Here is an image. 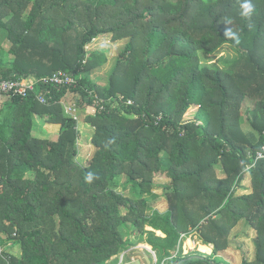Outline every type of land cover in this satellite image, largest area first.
Returning <instances> with one entry per match:
<instances>
[{"label":"trees","instance_id":"obj_1","mask_svg":"<svg viewBox=\"0 0 264 264\" xmlns=\"http://www.w3.org/2000/svg\"><path fill=\"white\" fill-rule=\"evenodd\" d=\"M250 2L246 19L243 0H0V80L58 72L77 80L0 102V264H108L136 234L159 264H221L242 221L257 233L256 259L242 264H264V159L255 163L264 146V0ZM231 28L239 45L226 41ZM104 36L128 40L105 86L89 73L107 54L88 49ZM226 45L240 54L234 63L203 62ZM68 93L94 129L87 166L78 161V119L60 105ZM90 93L105 99L103 110ZM192 107L195 119L183 121ZM36 116L58 127L56 138L35 135ZM247 170L252 192L239 195ZM158 176L170 181L164 213L152 207ZM195 232L215 246L210 258L183 255L182 236Z\"/></svg>","mask_w":264,"mask_h":264},{"label":"rangeland","instance_id":"obj_2","mask_svg":"<svg viewBox=\"0 0 264 264\" xmlns=\"http://www.w3.org/2000/svg\"><path fill=\"white\" fill-rule=\"evenodd\" d=\"M128 40H121L118 42H114L111 39V36H104L99 38L94 44H92L88 49L91 50H99V51H105L108 57V63L104 66H102L100 69L89 73V77L92 79V81L97 82L100 85H107L108 79L110 78V75L116 65L117 59L122 52V50L126 47ZM1 43V42H0ZM7 46H5V42L0 44V52ZM7 53V52H6ZM6 57L8 55L6 54ZM203 62L205 63H214V64H220L223 66V60H228L231 63H234L236 60L240 58V54L238 53L237 49L232 45H226L220 52L217 54L210 56V55H201ZM237 68V67H236ZM83 75V73L81 74ZM99 96V95H98ZM100 97V96H99ZM123 97V96H120ZM101 98V97H100ZM78 98H75L74 95L71 93H68L66 97L61 101L60 105L63 106L64 104L70 106V105H76V100ZM103 99V98H101ZM105 100V99H103ZM254 102L250 100L249 98L245 100L242 108V114H243V128L246 132L251 131L250 122L249 119H251L252 114L251 110L254 107ZM76 111L73 113L76 117H78V132L80 133V138L78 141V150H79V156L78 161L84 166H87L89 164L90 159H92L94 155L95 148L92 144V137L94 134V129L84 123V110H81L78 106L75 107ZM78 110V111H77ZM197 107H192L184 116L183 121H192L195 119V116L197 114ZM67 115V114H65ZM57 126L54 125H47L46 122L36 116L35 118V127H34V133L38 137L42 138H56L57 134ZM250 154V153H249ZM218 174L223 176L222 171L218 170ZM251 173L247 170L244 173V180L242 182V187L238 190L239 195H245L252 192V179H251ZM125 180L122 179V182ZM157 187L155 188L154 192L159 196L158 201L152 203L153 209H158L161 211L167 210L168 207V198L166 196V190L165 187L167 184L170 183V181L162 176H158L155 179ZM119 191H123L126 195L129 194V190H123L122 188L119 189ZM125 213V210L123 211ZM148 230V228H147ZM135 236V235H134ZM193 241L196 243L199 242L200 237L198 238L199 234L197 232L192 234ZM197 236V238H196ZM134 241H139L140 237H137ZM257 237L256 230L248 226L244 221L239 223V225L231 232V234L228 236V241L226 242L228 247L227 250L222 252L220 254V257H217V260L221 262V264H242L244 260H249L251 262H254L256 259L255 256V240ZM133 239V238H132ZM201 241V240H200ZM188 239L185 240L184 246H187ZM215 248V246L213 245ZM142 249L141 247L136 246L135 250ZM201 249V248H199ZM196 251L194 250L192 253L200 252V250ZM14 257H20L22 254L21 248L19 245H13L10 243V245L6 248ZM202 252L204 250L201 249ZM214 251V250H213ZM128 253L127 261L128 264H134L136 260L135 254H131L134 252V250H128L126 251ZM158 263V262H157ZM159 264V263H158Z\"/></svg>","mask_w":264,"mask_h":264},{"label":"built area","instance_id":"obj_3","mask_svg":"<svg viewBox=\"0 0 264 264\" xmlns=\"http://www.w3.org/2000/svg\"><path fill=\"white\" fill-rule=\"evenodd\" d=\"M40 84H52L56 87H75L77 85V80L72 76L71 74H68L66 72H58L55 75H53L50 78L43 79L41 81L39 80H30L29 82L25 83L22 79H16V80H0V102H3L5 99L13 98V97H23L27 98L29 97L33 92H37L38 86ZM92 96L94 103V106H97L104 109V102L105 100L101 99L97 93H90ZM37 99L42 104H47V98L43 95H38ZM123 100V98H121ZM128 105H132V101L128 102ZM75 107L76 105H66L64 104V112L67 114L68 117H73L75 119H78L73 113L76 111ZM78 111V110H77ZM264 159V146L260 151L257 152L255 156V163L259 160ZM250 169V168H249ZM184 237V236H183ZM150 253L153 255L154 258H156L155 251L151 250ZM128 253L124 252L119 255L120 264H126V257Z\"/></svg>","mask_w":264,"mask_h":264},{"label":"crops","instance_id":"obj_4","mask_svg":"<svg viewBox=\"0 0 264 264\" xmlns=\"http://www.w3.org/2000/svg\"><path fill=\"white\" fill-rule=\"evenodd\" d=\"M159 211L164 213V212L168 211V209L165 210V211H161V210H159ZM148 230L149 231H153V229H151V228H148ZM157 235L161 236L163 238L165 237V235L162 232H157ZM183 236H182V238L184 239V242H185L186 239H188L187 246H184V244H183V255L184 256L189 255L194 250L196 251V249L198 250L199 247H203V246H206L207 248H211V250H212L211 253H204V252L200 251L202 256L201 255H194V256H201V257H204L205 259L210 258L212 256V254L214 252L213 251L214 250L213 245H204L203 242L200 241V240H199L198 243H196L195 241H193L192 234L188 235V236H186V235H183ZM132 238H133L132 241H133L134 245L131 248H129V250H134V252H132L131 254H135L136 258L138 259V261L136 260V262L134 264H158L157 263V262H159L158 256H157L156 251L153 249V247L150 246L149 244L145 243L144 241H141V240H139L137 242L134 241L136 239L135 236H133ZM196 238H197V236H196ZM198 238H199V236H198ZM192 243L195 244L194 249H191V247H188V246L194 245ZM138 245L142 249L135 250V247L138 246ZM151 250L155 251L156 258H154L153 255L150 253ZM205 252H207V251H205ZM128 263L129 262L126 259V264H128ZM108 264H120L119 256L113 258V260H111Z\"/></svg>","mask_w":264,"mask_h":264},{"label":"clouds","instance_id":"obj_5","mask_svg":"<svg viewBox=\"0 0 264 264\" xmlns=\"http://www.w3.org/2000/svg\"><path fill=\"white\" fill-rule=\"evenodd\" d=\"M241 17L246 18V19H250L251 15L253 13V6L250 2V0H243V3L241 4ZM225 22L229 25H231V20H225ZM226 41H232L234 42L235 45H239L241 40H240V36L237 32L233 31V29H229L226 32ZM95 178L93 173H88L87 176L85 177L86 182L91 183L93 181V179Z\"/></svg>","mask_w":264,"mask_h":264},{"label":"water","instance_id":"obj_6","mask_svg":"<svg viewBox=\"0 0 264 264\" xmlns=\"http://www.w3.org/2000/svg\"><path fill=\"white\" fill-rule=\"evenodd\" d=\"M194 258H197V259H205L204 257H201V256H192L191 259H194ZM176 264H180V262H177Z\"/></svg>","mask_w":264,"mask_h":264},{"label":"bare ground","instance_id":"obj_7","mask_svg":"<svg viewBox=\"0 0 264 264\" xmlns=\"http://www.w3.org/2000/svg\"><path fill=\"white\" fill-rule=\"evenodd\" d=\"M192 244H194V243H192ZM194 246H195V244L194 245H191V246H188V247H191V249H194Z\"/></svg>","mask_w":264,"mask_h":264}]
</instances>
